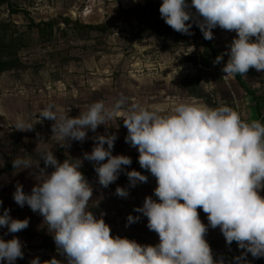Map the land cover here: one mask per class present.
<instances>
[{"label": "clouds", "instance_id": "obj_1", "mask_svg": "<svg viewBox=\"0 0 264 264\" xmlns=\"http://www.w3.org/2000/svg\"><path fill=\"white\" fill-rule=\"evenodd\" d=\"M159 13L181 34L191 35L193 25L205 40L214 39L217 27L236 33L227 50L213 61L223 63V78L246 77L250 69L264 71V0H162ZM121 116L127 129L125 142L138 151L140 167L156 181L157 199L146 196L142 207L134 211L147 218V227L159 242L140 244L113 236L103 215L98 218L89 210L93 186L80 170L84 160L93 164L103 188L121 172L127 175L129 187L148 181L141 172L127 170L131 157L112 154L115 133L97 134L83 159L60 162L48 149L35 165L30 158L12 160L14 169H33L36 179L30 193L16 185L15 203L43 217L58 253L65 257L64 261L36 257L30 264H226L223 257L214 258L205 238L209 228H219L227 245L236 242L242 250L234 257L236 264H249L248 254L264 257V196L260 195L264 189V122L243 119L227 105L181 102L163 112L159 107L128 105L123 95L111 106L96 101L75 117L58 115L48 105L39 113V122L53 121L52 136L68 145L85 141L89 131L95 133L100 125L108 126V121ZM15 128L31 131L33 125L20 119ZM115 194L126 198L129 192L117 186ZM198 209L207 215V225ZM139 219L129 214L127 225ZM28 226V218L14 219L10 209L0 214V227L8 233ZM23 258V244L17 236L0 238V261L15 264Z\"/></svg>", "mask_w": 264, "mask_h": 264}, {"label": "rangeland", "instance_id": "obj_2", "mask_svg": "<svg viewBox=\"0 0 264 264\" xmlns=\"http://www.w3.org/2000/svg\"><path fill=\"white\" fill-rule=\"evenodd\" d=\"M161 3L162 0H0V27L9 25V30H24L31 18L40 22L61 17H69L85 24L107 23L112 27L105 33H78L71 29L68 34L57 32L55 37L42 40L34 31L27 35L31 38V44L3 52L7 57H19L24 65L0 74V98H3L10 111L15 112L18 107L27 119H32L33 129L42 133L49 141L50 149L57 151L54 154L60 162L64 159H83L85 152H91L95 143L92 138L97 134L115 133L117 139L112 154L119 155L127 129L119 121L120 117H117L108 121V126L100 125L95 133L89 131L85 141H71L64 145L63 141L52 136L53 121L39 122L42 109L53 105L58 115L69 114L75 117L96 101L102 100L111 106L121 95L127 97L128 105H131L129 101L134 94L144 95V88H138V84H146L145 81L153 76L172 81V78L182 75L183 70H186L184 65L195 60L196 54L201 55L203 62L204 58L212 56L210 48L194 30V25L191 35L181 34L170 28L162 18H158L156 7ZM11 7L25 10L26 14L23 11L13 13ZM61 26L65 27L64 24ZM156 27L169 30L160 32ZM4 28L6 27L2 29ZM2 29L0 28V32ZM213 34L214 39L211 41L220 53L227 50L236 36L234 31L219 27L213 29ZM227 59L225 56L224 62ZM249 73L260 77L261 89L264 91V71L250 69ZM26 122L29 123V120ZM6 125L2 127L0 123V128H3L0 129V214L4 209H10L12 218H28L29 226L15 234L0 227V238L8 240L15 235L21 240L24 258L17 259L15 264H30L36 257L41 261L52 257L64 261L65 257L58 253L52 235L43 225V217L34 213L27 205L21 208L13 199L17 184L22 185L26 193H30L36 179L33 169L5 171V164L23 157L30 158L35 165L41 153L33 150V144L5 142L6 131L11 129ZM35 138L37 139V135L32 134V140ZM83 163L90 172L91 178L88 181L93 186L89 210L98 218L103 215L113 236L133 235L136 237L133 240L140 244H157L158 235L148 229L147 218L134 211V208L142 207L146 196L157 199L153 191L156 187L155 178L140 165L127 166L128 171L134 169L148 176L147 183L137 184L145 186L138 192L143 198L141 200L133 195L139 186L129 187L124 172L120 173L114 183L103 188L98 183L93 164L87 160ZM39 164L41 168L44 167L42 160ZM48 171L52 169L49 168ZM117 186L127 188L129 195L126 198L117 196ZM198 212L202 222L207 225V215L202 209H198ZM129 214L139 216L140 219L127 225ZM205 238L214 252L232 253L241 250L236 242L227 245L219 228H209ZM247 258L253 257L248 254ZM0 264L6 262L0 261Z\"/></svg>", "mask_w": 264, "mask_h": 264}, {"label": "crops", "instance_id": "obj_3", "mask_svg": "<svg viewBox=\"0 0 264 264\" xmlns=\"http://www.w3.org/2000/svg\"><path fill=\"white\" fill-rule=\"evenodd\" d=\"M214 60L215 57H207L206 59L204 58V63L206 65H213L215 68L223 66V63L214 64ZM195 61L196 59L193 60V62ZM257 77H254V75L248 72L246 77L243 76V81L245 83L244 87L240 84L236 77L234 79L231 78L230 82L227 83L214 72L187 71L186 69L183 70L182 75L177 78H172L173 80L169 82L160 76L150 77V80L147 82L145 81L146 84H138L139 82L136 80L135 82L138 84L137 87L141 89L144 88V95L134 94L133 97L130 98L129 102L130 104H139L149 109L159 107L163 112H169L176 104L181 102L207 104L211 107L227 105L236 110L233 103L237 100L240 105V110L246 118L259 119L262 121V119L264 120V101L260 103V108L258 109L256 96L264 94V91L261 89V79L258 77L257 80ZM20 119L24 121L29 120V123L32 124V119L30 117L27 119L25 114L18 110V107L15 112L10 111L9 106L3 101V98H0L1 126L3 127L7 124L6 127H11L10 131H6L7 134L5 142L9 143L10 141H16L17 143L20 142L24 145L33 144V150L37 152L39 151V153L50 149L49 141L42 136V133L37 132L35 129L31 131L17 130L15 128V124ZM119 121L123 122V119L120 117ZM0 129L2 130L3 128ZM34 130L36 133H34ZM32 134L37 135V139L35 138V140H32ZM9 138L11 139L9 140ZM41 139L46 143L40 142ZM121 145L122 152L120 154L129 155L132 160L131 164L136 166L139 165L138 151L125 141H122ZM52 151L57 152L54 150ZM136 186L139 187H136L137 189L133 195L142 200L143 198L141 194H138V192L145 186ZM260 195L264 196L263 189L260 191Z\"/></svg>", "mask_w": 264, "mask_h": 264}, {"label": "trees", "instance_id": "obj_4", "mask_svg": "<svg viewBox=\"0 0 264 264\" xmlns=\"http://www.w3.org/2000/svg\"><path fill=\"white\" fill-rule=\"evenodd\" d=\"M8 1V0H7ZM159 5L156 7L157 16L158 18H161L159 13ZM11 10L13 13H19L23 11L26 14L25 10H22L20 8L11 7ZM61 24H64L65 27L62 28ZM3 27H6L2 29ZM3 31L0 32V74L3 72L19 68L24 65L22 60L19 57H7L3 52L8 49H15V48H21L24 46H27L31 44V38L28 37V33L36 31L40 37V39H51L55 37L57 32L68 34L69 30L72 29L74 32L83 33L86 31H97L100 33L108 32L110 29H112L111 25L107 23H101V24H85L82 22H75L71 20L69 17H61V18H53L46 21H40L37 22L34 19H30V23L25 27L24 30L19 31L18 29H11L9 25H3L0 27ZM157 28V27H156ZM160 32H166L169 29H160L157 28ZM194 30L197 34L200 35L202 40L205 42V44L210 48L212 56L216 58L217 55L221 54L220 51L215 47V45L212 43L211 40H205L203 38V35L198 27L194 25ZM236 79L242 84V86L245 87V83L243 81V76L237 75ZM256 100L258 102L257 107L260 108V103L264 101V94L256 96ZM261 122H264L262 119ZM5 171H14L16 169L13 168L12 163H7L4 166ZM81 170L83 173H85V177L89 180L91 178L90 172L87 171V168L84 167V165L81 167ZM264 194V189H263ZM121 237H126L130 240H133L136 238L133 235H119ZM214 258H220L223 257L226 264H236V261L234 260V257L239 256L241 254V250H237L232 253H221L218 251H213ZM247 261L249 264H264V257L261 258H247Z\"/></svg>", "mask_w": 264, "mask_h": 264}, {"label": "built area", "instance_id": "obj_5", "mask_svg": "<svg viewBox=\"0 0 264 264\" xmlns=\"http://www.w3.org/2000/svg\"><path fill=\"white\" fill-rule=\"evenodd\" d=\"M196 56H197V57H196V61H195V62L191 61V62H189L187 65H184V67H186L187 71L214 72V73H216L221 79H223L224 81H226L227 83L230 82L231 78H223L225 74L222 72V67H219V68H213V67L210 66V65H206V64L202 61V59H201V55H200V54H197ZM233 105H234V107L236 108V111H237L238 113H240L241 117H242L243 119H246V120H247L248 118H246V117L242 114V112H241V110H240V105H239V103H238L237 100L234 101Z\"/></svg>", "mask_w": 264, "mask_h": 264}]
</instances>
